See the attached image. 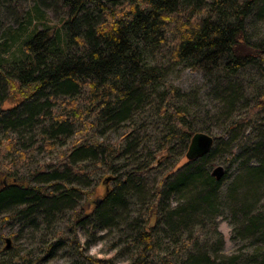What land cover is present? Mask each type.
<instances>
[{
	"label": "trees",
	"instance_id": "1",
	"mask_svg": "<svg viewBox=\"0 0 264 264\" xmlns=\"http://www.w3.org/2000/svg\"><path fill=\"white\" fill-rule=\"evenodd\" d=\"M11 3L18 10L20 0H1L0 8ZM30 3L20 16L13 13L16 29L0 42V131L28 136L21 144L0 137V159L6 160L0 169L5 179L0 182V228L19 223L21 228L47 231L62 220L78 247V228L88 238L105 230L122 233L110 248L112 257L83 255L84 245L75 247L82 258L77 264H116L121 254L128 264H264V211L254 210L264 189V116L256 124L264 110V90L250 93L252 105L243 107L244 116L228 121L232 131L255 120L256 143L234 146L228 133L229 141L222 146L228 164L216 180L209 165L223 137L210 135L209 127H196L187 97L167 81L166 69L157 62L167 49L169 66L185 65L202 73L219 92L229 117L240 96L231 79L247 67L264 78V43L250 42L246 35L247 20L264 10V1ZM146 113L160 121L163 134L157 140L139 135L152 123ZM138 121L143 127L136 126ZM108 132L118 139L104 138ZM195 133L210 135L213 145L205 155L188 159ZM38 143L53 157L33 166ZM173 143L182 150L184 162L173 158L146 201L144 177L172 158ZM234 148L242 154L234 155ZM237 160L244 162L241 174L227 189V203H218L229 167ZM92 167L106 176L86 188L93 179ZM226 204L238 216L236 234L253 247L248 253L219 255L222 239L214 219ZM59 234L54 237L61 240ZM0 239L5 240L1 233ZM56 244L49 243L46 253ZM16 260L17 255L8 254L0 264H21ZM21 260L28 264L25 257Z\"/></svg>",
	"mask_w": 264,
	"mask_h": 264
},
{
	"label": "rangeland",
	"instance_id": "2",
	"mask_svg": "<svg viewBox=\"0 0 264 264\" xmlns=\"http://www.w3.org/2000/svg\"><path fill=\"white\" fill-rule=\"evenodd\" d=\"M13 3L6 5L4 8H0V42L11 38V31L16 29L17 25L13 23V13L16 16H20L24 13V11H27L31 5L30 0H20V4L18 5L19 8L17 7L18 10H12L11 8L14 6L12 5ZM48 15L50 21H54V17L56 16H54L53 12H49ZM246 35L250 42L264 43L263 9L254 11L252 16L247 20ZM160 53L161 57L157 58V62L166 69L165 76L167 81L179 88L184 93L185 97H187V100H184L186 102L185 105L190 109V111H192L194 115H196V127H209L210 135L223 137L221 142L215 148L212 158L214 160L209 166L210 168H213L215 166L221 165L225 169L227 167L226 164L228 163L225 164L223 162H227V160L226 156L222 154V146L226 141H229L228 133H230L232 138L235 139L234 146L242 143L241 145L245 144V147H247L248 144L256 143L257 134L255 133V130L253 129L254 127L252 126L253 121L255 122V120L246 126H243L239 129H233L232 131L228 129V121L236 119L237 116H244L246 108L243 109V107L252 105L250 93L256 94L264 90V78L259 76L254 68L247 67L240 71L233 78V80L231 79L230 84L240 90L238 92L240 96L237 97L234 102L233 109L228 113L230 114L229 117H225L224 110L226 107L218 98L219 92L215 93V89L211 88V84L202 73L194 71L185 65L169 66L166 63L168 55L167 49H162ZM221 86L224 87L225 83H222ZM222 91L223 90H220V92ZM145 116H148L147 118H149L152 123L146 129L145 133L140 132L139 135L140 137H143V135L146 134L147 137H150V139L157 140L163 134L161 132L162 130H160V121H158V118H156L151 113H146ZM263 116L264 110L257 116L256 124L259 125V120L262 119ZM142 123L143 122L138 121L136 126L140 125V127H143ZM228 130L229 132H227ZM1 134L2 133L0 131L1 138L17 139L18 143L20 144L25 142V140L28 138L27 135H24L22 139L19 138L16 131H10L8 135ZM239 136H243V138H246V140H240L237 138ZM118 137L119 136L116 133L108 132V135H106L104 138H107V140L113 142L117 140ZM104 138L100 137L99 141L104 140ZM37 146L39 148L33 150L32 153V165L39 166L51 161L53 155L47 150H44L41 143H38ZM171 147L173 148L172 158L161 162L158 167H155L144 177V187L148 193V199H146V201H150V195L152 194L153 188L159 178L171 168L173 158H180V163L184 162L182 150L179 149L174 143L171 145ZM233 154L239 156L242 153L239 149L234 148ZM243 163V160H237L234 164H232L231 167H229L227 174L228 177L220 190V200L218 203H227V189L240 176V166ZM248 163H253V161ZM4 167H6V160L3 158L0 159V169L2 170ZM92 169L93 179L86 183V188L93 186L97 178L103 175L106 176L101 168L92 167ZM0 182L5 183V179L1 176ZM112 184L113 183H111V185ZM81 187L85 188L84 185H81ZM98 193L100 194L101 191L99 190ZM97 198V196L94 197L93 201H95ZM176 202L177 200L175 197L171 198L170 207L173 208L174 205H176ZM254 210L264 211V189L262 188L260 189L259 195H257ZM233 215L234 214L232 213L229 205H221V209H219V213L214 219L216 230L222 239L221 252H219L220 256L222 255L228 257L236 253L245 254L250 252L253 248L252 246H249L248 242L242 241L241 236L236 234L237 226L235 221L238 220V216H235V218ZM64 224L65 221L63 222L60 220V223L56 224L55 227L53 226L51 229L48 228L47 231H44L42 227L39 226L40 221H38L36 224L37 230L39 228L41 229L38 232L29 226L21 228L19 223L14 225H3L0 228V233L3 237H5V239L9 240L8 248L10 249L8 250V254L17 255L18 260L16 261L21 264V259L23 257L28 260V264H77L81 262L82 258L78 255L75 247L81 249L80 247L83 245L85 247L83 255L112 257L115 252L114 250H110V248L112 244L117 243L116 241L118 240V237H122V233L120 234L118 230L115 233L113 230H105L92 233V235L88 238L85 230L78 228L76 231L77 241L81 245L78 247L77 245L72 244V234L67 230ZM57 233H60L59 235L63 237L61 240L57 239ZM52 242H56L57 244L51 247L48 253H46L49 243ZM5 246V240L3 241L0 239V258L6 257L8 255L2 254L4 252L3 250ZM115 263L128 264V258L124 254L118 255L115 258Z\"/></svg>",
	"mask_w": 264,
	"mask_h": 264
},
{
	"label": "water",
	"instance_id": "3",
	"mask_svg": "<svg viewBox=\"0 0 264 264\" xmlns=\"http://www.w3.org/2000/svg\"><path fill=\"white\" fill-rule=\"evenodd\" d=\"M213 145V138L206 133H195L190 140L188 150L186 152V157L188 159H192L195 157H199L205 155L209 152ZM224 175V168L221 165L215 166L211 170V176H213L216 180H220ZM99 201L96 199L94 204L97 205ZM6 246L8 248L9 240L5 239Z\"/></svg>",
	"mask_w": 264,
	"mask_h": 264
}]
</instances>
